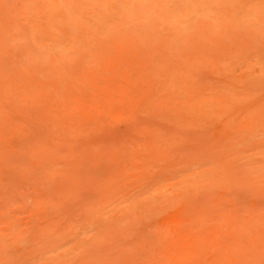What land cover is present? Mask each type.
<instances>
[{
	"label": "rangeland",
	"instance_id": "374dc122",
	"mask_svg": "<svg viewBox=\"0 0 264 264\" xmlns=\"http://www.w3.org/2000/svg\"><path fill=\"white\" fill-rule=\"evenodd\" d=\"M0 264H264V0H0Z\"/></svg>",
	"mask_w": 264,
	"mask_h": 264
}]
</instances>
